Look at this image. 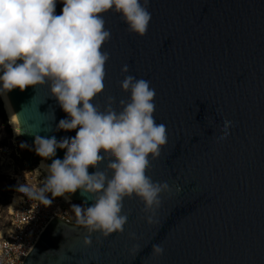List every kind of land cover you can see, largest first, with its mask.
<instances>
[{
  "label": "water",
  "instance_id": "water-1",
  "mask_svg": "<svg viewBox=\"0 0 264 264\" xmlns=\"http://www.w3.org/2000/svg\"><path fill=\"white\" fill-rule=\"evenodd\" d=\"M147 8L143 36L114 11L104 15L110 59L94 103L103 110L114 97L119 110L125 65L150 82L167 142L146 174L168 189L148 211L125 198L126 224L107 237L54 219L24 264H264V0H149ZM8 96L18 137L32 147L39 137L75 136L58 128L66 113L46 88ZM67 194L93 203L79 190Z\"/></svg>",
  "mask_w": 264,
  "mask_h": 264
},
{
  "label": "clouds",
  "instance_id": "clouds-1",
  "mask_svg": "<svg viewBox=\"0 0 264 264\" xmlns=\"http://www.w3.org/2000/svg\"><path fill=\"white\" fill-rule=\"evenodd\" d=\"M148 3L0 0V95L44 87L66 113L58 128L76 133L60 140L39 137L35 151L51 161L46 183L39 193L24 186L20 191L47 203L46 192L63 197L79 190L93 201L83 209L73 205L77 216L83 213L79 223L105 237L123 230L125 198H140L148 211L159 206V194L168 189L167 183H155L146 174L150 159L157 158L167 142L165 125L154 118L155 90L150 82L127 74L125 65L120 87L128 98L119 101V110L113 107L114 97H108L103 110L94 103L104 91L105 65L110 59L103 50L111 37L104 15L114 11L130 31L143 36L151 20ZM57 4L63 5L60 14ZM230 124L225 121V129ZM57 150H64L63 159L57 158ZM156 251L163 250L157 247Z\"/></svg>",
  "mask_w": 264,
  "mask_h": 264
},
{
  "label": "built area",
  "instance_id": "built-area-1",
  "mask_svg": "<svg viewBox=\"0 0 264 264\" xmlns=\"http://www.w3.org/2000/svg\"><path fill=\"white\" fill-rule=\"evenodd\" d=\"M38 176L35 171L14 175L17 187L12 200H16V205L9 211L7 231L0 237V264H24L51 221L57 218L72 222L67 208L69 203L60 197L46 192L48 202L45 203L37 196L20 191L24 186L39 193L46 181Z\"/></svg>",
  "mask_w": 264,
  "mask_h": 264
},
{
  "label": "rangeland",
  "instance_id": "rangeland-1",
  "mask_svg": "<svg viewBox=\"0 0 264 264\" xmlns=\"http://www.w3.org/2000/svg\"><path fill=\"white\" fill-rule=\"evenodd\" d=\"M0 101L2 103L1 98ZM2 109L4 110L3 103ZM4 113L6 121L0 110V237L7 231L9 225V207L12 203L13 192L17 187L14 175L18 172L35 171L39 179L43 178L46 181L45 172L38 166L43 157L39 156L35 148L25 140L14 135L5 110ZM60 199L63 198L60 197ZM73 205L80 204L73 202L67 206L72 222L79 223L83 213L77 216ZM81 207L85 208L82 205Z\"/></svg>",
  "mask_w": 264,
  "mask_h": 264
},
{
  "label": "bare ground",
  "instance_id": "bare-ground-1",
  "mask_svg": "<svg viewBox=\"0 0 264 264\" xmlns=\"http://www.w3.org/2000/svg\"><path fill=\"white\" fill-rule=\"evenodd\" d=\"M2 97V100L4 102V107L6 109V112L8 114L9 120H10V125L12 126L13 132L15 136H19L21 135V131H20V127L18 124V120L16 118L15 112L13 110V107L11 105V101L9 99L8 94H4V95H0ZM39 169L43 170L45 172V174L47 175V171H48V166H47V161L45 160V158H42L39 161ZM66 202L68 203H73V199L66 194V196L62 197ZM16 205V200H12V203L9 207V211H11L13 209V207Z\"/></svg>",
  "mask_w": 264,
  "mask_h": 264
},
{
  "label": "trees",
  "instance_id": "trees-1",
  "mask_svg": "<svg viewBox=\"0 0 264 264\" xmlns=\"http://www.w3.org/2000/svg\"><path fill=\"white\" fill-rule=\"evenodd\" d=\"M0 98H1V100H2V97H1V96H0ZM2 103H3V107H4V102H3V100H2ZM2 103H1V101H0L1 115H2L3 119H5V121H6V116H5V113H4V110H5V112H6V109H5V107H4V110L2 109ZM6 115H7V117H8L7 112H6ZM8 119H9V117H8ZM9 123H10V120H9ZM11 128H12V126H11ZM12 130H13V129H12ZM13 133H14V132H13Z\"/></svg>",
  "mask_w": 264,
  "mask_h": 264
}]
</instances>
